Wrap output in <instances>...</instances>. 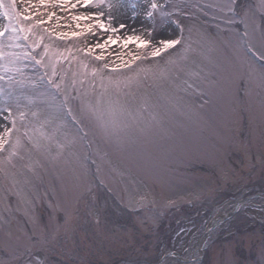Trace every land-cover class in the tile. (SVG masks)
<instances>
[{"label": "rangeland", "instance_id": "rangeland-1", "mask_svg": "<svg viewBox=\"0 0 264 264\" xmlns=\"http://www.w3.org/2000/svg\"><path fill=\"white\" fill-rule=\"evenodd\" d=\"M17 9L0 38V264H264V197L224 217L264 194V0Z\"/></svg>", "mask_w": 264, "mask_h": 264}, {"label": "snow or ice", "instance_id": "snow-or-ice-1", "mask_svg": "<svg viewBox=\"0 0 264 264\" xmlns=\"http://www.w3.org/2000/svg\"><path fill=\"white\" fill-rule=\"evenodd\" d=\"M85 2L87 3L88 0H85ZM109 7H112V4L109 3ZM151 7L153 9L157 8V5L155 3H153L151 5ZM0 14H2L3 16H5L8 21L9 24L4 27L3 29H0V37H3L5 35L6 32H8L9 30H11L13 33H16L19 29L12 23L13 20H17L19 21V19L22 16V13H20L17 9V0H0ZM149 15H151V13H149ZM25 19H28L30 17H24ZM101 27H105L103 24H101ZM121 27H124V25H121ZM117 29H112V31H116ZM63 35V34H62ZM73 36H77L79 35V33H72ZM109 40L115 44L117 41L116 40H112L111 37H109ZM129 43H137V45L139 47H146L150 41L147 40H142L140 37H133V36H129L125 41H124V46L127 47V45ZM180 41L178 40H166V41H162L161 44L163 46L164 49H169L172 48L174 45L179 44ZM106 45H97V47H105ZM161 49L160 48H156L153 52L152 55L156 56L160 54ZM0 56H3V53L0 52ZM102 58V57H100ZM133 59H138V57H133Z\"/></svg>", "mask_w": 264, "mask_h": 264}, {"label": "water", "instance_id": "water-1", "mask_svg": "<svg viewBox=\"0 0 264 264\" xmlns=\"http://www.w3.org/2000/svg\"><path fill=\"white\" fill-rule=\"evenodd\" d=\"M254 196H262V194L261 193H257V194H255ZM249 198H251V197H246L245 199H242V200H240L238 203H237V205L235 206V208H234V210H232L229 214H232L238 207H239V205H240V203L242 202V201H244V200H247V199H249ZM227 216V215H226ZM217 226V224H214V225H212L211 226V224L209 225V227L205 230V232H204V234L201 236V238L199 239V245L201 246V244L204 242V240H205V238L207 237V236H209V233H210V231L212 230V228H215ZM167 255H165L159 262H158V264L159 263H161L162 261H163V259H165V257H166Z\"/></svg>", "mask_w": 264, "mask_h": 264}, {"label": "bare ground", "instance_id": "bare-ground-1", "mask_svg": "<svg viewBox=\"0 0 264 264\" xmlns=\"http://www.w3.org/2000/svg\"><path fill=\"white\" fill-rule=\"evenodd\" d=\"M109 11L111 16L116 15L117 17H121L123 19V21L121 20L122 22H126L125 17H123V12L119 4H116V6L112 7Z\"/></svg>", "mask_w": 264, "mask_h": 264}]
</instances>
